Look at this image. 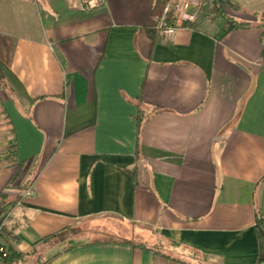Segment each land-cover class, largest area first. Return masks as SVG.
Here are the masks:
<instances>
[{
	"label": "crops",
	"instance_id": "obj_1",
	"mask_svg": "<svg viewBox=\"0 0 264 264\" xmlns=\"http://www.w3.org/2000/svg\"><path fill=\"white\" fill-rule=\"evenodd\" d=\"M104 1L0 0L11 264H259L264 0L168 42L151 28L160 0ZM104 216L133 231L88 237Z\"/></svg>",
	"mask_w": 264,
	"mask_h": 264
},
{
	"label": "built area",
	"instance_id": "obj_2",
	"mask_svg": "<svg viewBox=\"0 0 264 264\" xmlns=\"http://www.w3.org/2000/svg\"><path fill=\"white\" fill-rule=\"evenodd\" d=\"M84 10H92L104 5V0H80ZM212 0H165L160 14L153 17V28L156 37L162 42H168L176 34L177 30L190 27L198 20L211 18ZM32 188L26 191V195L32 194ZM9 211L0 209V264L11 253L10 248L3 241V229Z\"/></svg>",
	"mask_w": 264,
	"mask_h": 264
},
{
	"label": "trees",
	"instance_id": "obj_3",
	"mask_svg": "<svg viewBox=\"0 0 264 264\" xmlns=\"http://www.w3.org/2000/svg\"><path fill=\"white\" fill-rule=\"evenodd\" d=\"M164 1L165 0H160L161 4H160L159 8H157L154 11L153 17L155 15L160 14L162 7H163V4H164ZM226 5L231 6L233 4L229 0H212V5H211V11L213 13L212 18L214 16H225L223 13V8ZM153 25H154V22H153V20H151V28H152V31L155 32ZM245 25H246L245 23H239V22H236V21L226 17V27H225L226 31L230 30V29H234V28L244 27ZM5 78L11 79V78H13V75H12L11 71L9 70V68L3 62L0 61V85L3 82V79H5ZM9 204L10 203H7L4 206L0 205V209L9 208ZM255 228L258 232V236H259L260 244H261L258 262H259V264H261V263L264 264V219L262 217H260V216L256 217ZM20 257L21 256L19 254H15L14 252H11L6 260L8 261V263L11 264L13 262H16L17 259H20Z\"/></svg>",
	"mask_w": 264,
	"mask_h": 264
},
{
	"label": "rangeland",
	"instance_id": "obj_4",
	"mask_svg": "<svg viewBox=\"0 0 264 264\" xmlns=\"http://www.w3.org/2000/svg\"><path fill=\"white\" fill-rule=\"evenodd\" d=\"M81 226L87 229L86 235H88V237L107 236L108 239H112V237H116V235L114 234L116 231H120L121 233H127V234H129L130 231H133L132 225L126 224L124 222L117 220L114 217H109V216L90 219L85 223H82ZM111 231L114 232L113 235L110 234ZM35 263H36V258L32 257L29 258L26 264H35Z\"/></svg>",
	"mask_w": 264,
	"mask_h": 264
}]
</instances>
